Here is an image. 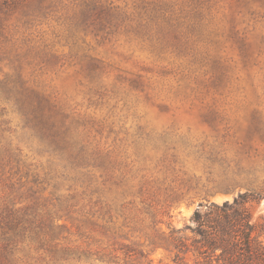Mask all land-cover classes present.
Listing matches in <instances>:
<instances>
[{
    "label": "rangeland",
    "instance_id": "1",
    "mask_svg": "<svg viewBox=\"0 0 264 264\" xmlns=\"http://www.w3.org/2000/svg\"><path fill=\"white\" fill-rule=\"evenodd\" d=\"M245 191L264 0H0V264H199L172 230Z\"/></svg>",
    "mask_w": 264,
    "mask_h": 264
},
{
    "label": "trees",
    "instance_id": "2",
    "mask_svg": "<svg viewBox=\"0 0 264 264\" xmlns=\"http://www.w3.org/2000/svg\"><path fill=\"white\" fill-rule=\"evenodd\" d=\"M261 196L245 191L231 201L210 203L203 212L196 208L190 223L172 230L174 261L191 251L199 264H264V241L259 239L264 223L254 219L251 208Z\"/></svg>",
    "mask_w": 264,
    "mask_h": 264
}]
</instances>
